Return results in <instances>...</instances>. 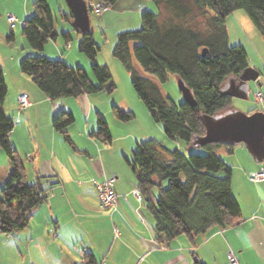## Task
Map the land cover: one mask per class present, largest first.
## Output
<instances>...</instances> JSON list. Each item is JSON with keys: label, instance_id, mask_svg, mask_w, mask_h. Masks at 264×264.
<instances>
[{"label": "trees", "instance_id": "16d2710c", "mask_svg": "<svg viewBox=\"0 0 264 264\" xmlns=\"http://www.w3.org/2000/svg\"><path fill=\"white\" fill-rule=\"evenodd\" d=\"M117 1L98 0L110 7ZM153 1L159 12L145 11L141 29L120 32L114 54L130 73L139 99L163 124L168 137L179 138L190 146L195 135L206 134L203 114L214 115L231 108L233 98L220 94L227 78H239L249 67L247 50L229 45L227 18L244 9L264 36V0ZM87 2L91 12V3ZM33 7L34 14L27 19L22 33L30 48L42 52L47 42L58 36L57 16L47 0H35ZM62 16L73 21L72 14ZM82 35L80 51L90 58L97 83L83 68L42 54L27 56L20 63L22 73L52 100L112 93L116 88L109 67L96 60L100 47L92 30ZM13 36L11 33L8 38ZM65 37L68 43L69 36ZM169 74L190 87L196 105L185 101L178 105L163 93L160 84L168 80ZM7 95L5 69L0 61V148L12 166L0 191V232L15 233L28 226L32 211L46 201L48 191L26 181L23 162L9 139L15 120L5 110ZM112 110L122 122L136 117L133 111L117 105ZM257 110L263 109L255 107L248 112ZM74 122V115L66 110L53 118L54 129L70 144L69 127ZM91 136L107 144L113 141L110 125L103 116H98V129ZM223 146L234 147L210 143L204 146L206 154H188L180 149L169 150L155 138L138 143L128 163L137 175L142 198L147 196V208L155 220V240L160 246H168L181 235L188 236L194 245L196 237L234 225L242 218L241 207L232 193V168L218 153ZM154 188L159 190L155 199ZM193 255L194 264H206ZM96 263L89 260L86 264Z\"/></svg>", "mask_w": 264, "mask_h": 264}, {"label": "crops", "instance_id": "0c3cea01", "mask_svg": "<svg viewBox=\"0 0 264 264\" xmlns=\"http://www.w3.org/2000/svg\"><path fill=\"white\" fill-rule=\"evenodd\" d=\"M47 1L54 12L59 8L61 15L70 14L67 2ZM152 1L133 0L138 6L137 14L140 16L144 8H152ZM34 2L0 0V40L6 35L10 41L11 32L14 34L11 40H17L15 29L24 26L33 15ZM8 14L17 18L14 29L7 21ZM57 25L60 28L61 22L57 21ZM59 30L72 32L68 26ZM57 42V52L44 49L43 55L53 58L61 55V60L73 65L74 41L65 42L66 46L59 38ZM27 47L31 50L10 52L8 58L0 52L6 81L9 77L17 79L14 92L8 93L5 102L6 112L15 120L9 139L23 162L27 183L40 184L48 191V197L32 211L25 229L0 232V264H86L89 260L104 264H194L193 253L206 264H229V251L236 253L241 264H264V180L255 183L249 178L250 172L264 164H258L243 144L218 150L232 168V193L241 207L240 221L196 237L194 245L188 236L181 235L168 246H160L155 240V220L147 208V196L139 200L133 194L138 179L128 160L142 141L137 137L140 130L127 131V124L113 118L116 102L104 92L50 99L21 71L20 63L27 54H42L28 43L23 50ZM23 93L30 96L32 105L20 111L18 98ZM62 110L75 116L69 133L81 140H72L70 144L54 129L53 118ZM99 115L110 120L113 135L110 144L91 136L98 129ZM115 127L125 131L116 137ZM191 148L178 149L187 153ZM11 171L12 166L6 160L0 188ZM113 176L120 195L116 211L101 207L93 183L94 179ZM158 194V188H154L153 198ZM115 226L120 228L119 237L114 234Z\"/></svg>", "mask_w": 264, "mask_h": 264}, {"label": "rangeland", "instance_id": "374dc122", "mask_svg": "<svg viewBox=\"0 0 264 264\" xmlns=\"http://www.w3.org/2000/svg\"><path fill=\"white\" fill-rule=\"evenodd\" d=\"M89 1L95 3L94 1L96 0H89ZM61 2L66 3V0L60 1V3ZM152 2L153 3H150L152 4V8H144V11L140 14V16L139 14H137L138 6H136L133 0H118L113 5L112 10L104 15L96 14L93 11L90 12V26L93 32V37L97 45L100 47V49L97 51L96 60L99 64L107 65L109 67L116 84V88L112 93H107V92L104 93L109 94L108 96H110L116 102L115 105L119 106L124 110L133 111L136 115L134 119L124 122L125 124H127L126 127L129 126V129H127V131L139 129L140 130L138 132L139 136L137 137L140 140L155 138L159 141H162L169 150H175L180 147L181 150L186 151L187 148L186 144L179 138L172 139L168 137V135L164 130L163 124L161 122L156 121L152 117L146 105L139 99L133 87L130 73L125 68L123 63L114 54L116 45L118 43V34L120 32L126 30L141 29L142 14L145 11H152L155 13L159 12L158 6L155 4L154 1ZM55 12L57 13L55 29L58 32V36L56 39H50L49 42H47V44L45 45L44 49L45 50L48 49L49 52L50 51L57 52L56 51L57 44H59V42H57V39L59 38L60 42H63L64 46H66L65 42H67V40L65 35L67 34L69 36L68 40L70 41V43L74 41L73 58L75 59V62H73L74 64L73 65L71 64L70 66L72 67L79 66L83 68L89 74L92 82L97 83V79L92 71V62L90 58L86 54L80 51V42L83 37L82 31L81 30L79 31L78 30L79 28L77 29V27L72 23V21L66 23L61 13L59 12V8ZM70 14H71V10H70ZM57 21L61 22L60 28H58ZM65 26L72 28V32L70 33L68 31L63 33L64 30H59V29H64ZM22 27L23 26H18L15 29L17 40L9 41L6 35L5 38H1L0 40V52L3 53L5 56H7V58L11 54L10 52H15V54H18L21 51L27 52L31 50L28 47H27L28 49L23 50L24 44L27 45L28 42L26 37L22 33ZM227 29L229 34V39H228L229 45L243 46L247 50L249 55V67L256 69L260 73V76L256 81H251L250 100H243L235 97L232 99L231 108H237L244 112H248L249 110L255 107H259V109L264 110V105L258 106L252 99V95L256 91H261L264 94V36L262 35L260 28L253 22V20L250 18V16L244 9H238L234 11L227 18ZM22 37L23 39H21ZM65 50L68 51L69 48H66ZM32 52L35 53L36 51L35 52L32 51ZM30 55L33 56L35 54H27L25 57ZM46 57L48 59L60 60L62 59L61 57L63 56L60 55V58H53V56L52 57L46 56ZM136 64L139 68H141L138 63ZM12 80L15 82H12ZM6 82L7 85H9L8 93L9 95H11L14 92L13 89L16 87L15 83L17 82V79H15V77L13 78L9 77ZM160 86L162 88L163 93L170 96L178 105L184 102L183 94L181 93L178 85V79L174 74H169L168 80L160 84ZM141 108L142 110H144V114ZM113 118L117 119L115 116ZM108 119L106 118L107 122L110 121ZM122 131H125V129H121L120 127H115L114 135H116L117 137L118 134L123 133ZM69 134L72 140H81L78 137L73 138L71 133ZM61 137L62 140H65L63 136ZM118 140H122V139H118ZM187 153L206 154L207 151L206 149H204V147H196V148L192 147L191 149H189ZM6 160L8 161L7 155L5 151L2 148H0V176L4 170V165Z\"/></svg>", "mask_w": 264, "mask_h": 264}, {"label": "water", "instance_id": "95a60500", "mask_svg": "<svg viewBox=\"0 0 264 264\" xmlns=\"http://www.w3.org/2000/svg\"><path fill=\"white\" fill-rule=\"evenodd\" d=\"M73 24L82 32L89 31L90 9L87 0H66ZM206 54V49L203 50ZM260 76L254 68H246L237 78L229 76L220 89L222 96L250 100L251 81H256ZM178 85L183 94L184 101L196 105L195 98L190 87L181 79ZM202 122L206 128L204 136H194L190 146L193 148L204 147L210 143H222L227 145L243 144L251 153L255 161L264 163V111L244 112L237 108H229L214 115L203 114Z\"/></svg>", "mask_w": 264, "mask_h": 264}, {"label": "built area", "instance_id": "2783aa9c", "mask_svg": "<svg viewBox=\"0 0 264 264\" xmlns=\"http://www.w3.org/2000/svg\"><path fill=\"white\" fill-rule=\"evenodd\" d=\"M92 11L99 15H104L109 12L111 7L105 5L102 2L92 3ZM7 21L10 24L11 28L16 26L17 18L13 14L7 15ZM254 102L258 106L264 105V94L261 91H256L252 95ZM18 104L20 110L32 105V100L30 96L26 93H23L18 98ZM249 178L255 183H259L264 180V166H261L259 169L249 173ZM94 186L100 201V205L104 209L111 211H116L119 205L120 195L115 189L116 177H108L102 180L94 179ZM133 194L139 199L142 200L141 191L139 188L133 190ZM114 234L116 237L121 235L120 228L114 227ZM228 262L229 264H241L236 253L234 251L228 252ZM96 264H104L102 262H97Z\"/></svg>", "mask_w": 264, "mask_h": 264}]
</instances>
